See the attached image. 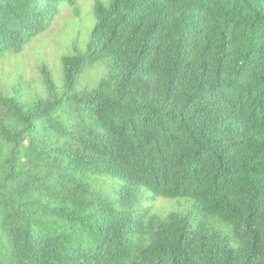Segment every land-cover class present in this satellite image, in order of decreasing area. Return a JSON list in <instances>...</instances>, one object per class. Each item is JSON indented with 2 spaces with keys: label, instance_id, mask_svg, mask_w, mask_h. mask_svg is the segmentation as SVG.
Wrapping results in <instances>:
<instances>
[{
  "label": "trees",
  "instance_id": "trees-1",
  "mask_svg": "<svg viewBox=\"0 0 264 264\" xmlns=\"http://www.w3.org/2000/svg\"><path fill=\"white\" fill-rule=\"evenodd\" d=\"M92 1L43 97L0 88V264H264V0ZM63 5L0 0V60Z\"/></svg>",
  "mask_w": 264,
  "mask_h": 264
},
{
  "label": "rangeland",
  "instance_id": "rangeland-1",
  "mask_svg": "<svg viewBox=\"0 0 264 264\" xmlns=\"http://www.w3.org/2000/svg\"><path fill=\"white\" fill-rule=\"evenodd\" d=\"M77 7L79 16L74 17L72 9L63 5L58 17L43 35L31 41L20 54L0 60L1 89L9 90L21 84L28 102H32L36 97H43L38 67L45 65L55 77L59 76L61 57L71 53V44L77 38L82 45L93 27V1L77 0ZM89 78L90 76L86 75L83 82ZM179 201L158 199L152 213L162 215L170 211H179Z\"/></svg>",
  "mask_w": 264,
  "mask_h": 264
}]
</instances>
